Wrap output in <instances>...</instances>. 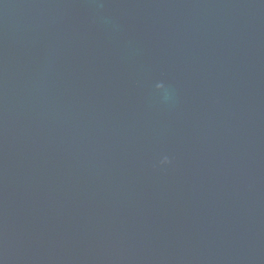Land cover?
I'll return each mask as SVG.
<instances>
[{
	"label": "water",
	"instance_id": "water-1",
	"mask_svg": "<svg viewBox=\"0 0 264 264\" xmlns=\"http://www.w3.org/2000/svg\"><path fill=\"white\" fill-rule=\"evenodd\" d=\"M0 264H264V0H0Z\"/></svg>",
	"mask_w": 264,
	"mask_h": 264
},
{
	"label": "clouds",
	"instance_id": "clouds-1",
	"mask_svg": "<svg viewBox=\"0 0 264 264\" xmlns=\"http://www.w3.org/2000/svg\"><path fill=\"white\" fill-rule=\"evenodd\" d=\"M167 160V158H165Z\"/></svg>",
	"mask_w": 264,
	"mask_h": 264
}]
</instances>
